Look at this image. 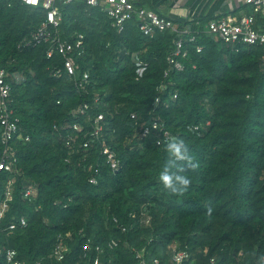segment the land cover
<instances>
[{
    "label": "trees",
    "instance_id": "obj_1",
    "mask_svg": "<svg viewBox=\"0 0 264 264\" xmlns=\"http://www.w3.org/2000/svg\"><path fill=\"white\" fill-rule=\"evenodd\" d=\"M56 5L61 36L68 42L83 36L81 54L72 53L77 66L72 78L59 54L47 57L49 44L18 47L45 22V10L0 0V66L10 75L9 108L19 126L14 171L0 172V201L13 182L0 229L20 217L26 220L25 227L0 233V246L15 250L21 264L46 259L59 236L68 253L51 264H87L96 247L103 250L101 264H136L131 248L169 264L173 244L190 253L185 264H209L211 258L216 264H259L264 256V47L234 52L207 35H195L193 42L183 40V69L164 78L174 34L144 36L135 18L118 32L99 7ZM210 19L182 26L191 24L195 32V23L203 27ZM84 74L88 79L80 88ZM161 84L165 89L159 93ZM156 96L168 107L154 109ZM83 104L87 111L76 114ZM97 114L104 117V141L85 149ZM153 117L170 137L185 141L198 164L185 172L192 183L181 196L170 195L158 180L168 140L157 131L139 137L140 125ZM69 137L71 148L65 145ZM102 147L116 154L117 171L109 169ZM94 175L96 185L88 182ZM29 185L36 195L24 199ZM142 209L149 225L139 223ZM110 240L117 248H107Z\"/></svg>",
    "mask_w": 264,
    "mask_h": 264
},
{
    "label": "built area",
    "instance_id": "obj_2",
    "mask_svg": "<svg viewBox=\"0 0 264 264\" xmlns=\"http://www.w3.org/2000/svg\"><path fill=\"white\" fill-rule=\"evenodd\" d=\"M139 0H21V2L27 6L37 7L41 6L45 10V22L36 31L30 34L26 39H23L18 47H35L42 43L49 44V50L47 57H51L55 52L59 54L63 59V71L72 78L75 75L77 66L72 58V53L80 55L83 48V36L75 35L73 42H68L61 36V14L57 7V3L62 5H69L75 3H84L89 7H99L105 12L107 17L112 21L113 27L116 31L121 32L124 25L132 20L136 19L138 22V29L142 35L151 37L155 32L163 33L169 32L176 36L173 41V49L170 55L166 58L168 68L164 72V78H166L170 71H181L183 65L181 60L186 57V51L183 50V40L193 42L195 35L204 34L209 36L214 42H217L234 52H238L242 47L259 46L264 47V0H244L243 5L248 8V12L245 14H225L211 18L204 24L203 27H199V23H195L198 29L193 32L192 25L186 24L179 26L171 19L161 17L157 13L147 10L144 7L136 6V2ZM193 21V20H191ZM196 53L201 52L200 47L195 48ZM10 75L8 72L0 66V144L2 151L0 155V172L12 173L14 171L13 166L16 162L14 138L19 131L18 121L13 118V111L9 108V95L10 86L8 78ZM86 74L82 76L79 87L83 88V83L87 80ZM165 89L164 84L159 85L156 91L161 93ZM173 99L175 96L172 97ZM163 106L168 107L167 100L162 101L160 96H156L153 102V108ZM88 105L83 104L76 111V114H84ZM135 119V116H131ZM103 114H97L91 124V131L87 134L89 138L83 142V148L87 149L93 142H102L104 125ZM74 130L80 132L81 128L74 126ZM152 131L160 132L161 137L164 140L170 138L167 131L162 128V122L158 117H153L149 124L142 123L139 127V137L146 138ZM27 141V138H25ZM74 142L72 137H69L65 145L69 147ZM160 143L159 141L157 142ZM101 145V143H100ZM71 148V147H69ZM99 153L105 158L106 164L111 171H117L119 167V160L116 154L108 147H102ZM95 175L99 174L98 169H93ZM94 176L89 177L88 182L92 185L97 184V178ZM12 185L13 182L9 181L6 184L3 199L0 201V223L5 217V213L9 208V203L12 201ZM36 190L33 185H29L23 192L24 199H30L35 197ZM150 218L144 209L140 213L139 223L149 225ZM116 223V220L113 219ZM26 226V220L20 217L11 221L4 229H0V233L10 234L16 228H23ZM121 232L125 233L127 229L121 227ZM66 238L70 237V234H66ZM64 237V238H65ZM118 242L110 240L107 243V248L113 250L117 248ZM96 255L93 258H88L87 264H101V255L103 250L99 247L95 248ZM136 260V264H161V260L158 258H147L145 249L137 250L131 248ZM68 253V246L64 243L62 237H58L57 242L51 250V253L46 259H40L35 264H45L46 262L52 263L61 262L65 259ZM169 264H185L190 259V253L186 249H180L176 244L171 245L168 248ZM16 252L10 248H3L0 246V261L4 260L6 264H21L16 258ZM86 264V263H85ZM209 264H216L214 258L209 260Z\"/></svg>",
    "mask_w": 264,
    "mask_h": 264
},
{
    "label": "crops",
    "instance_id": "obj_3",
    "mask_svg": "<svg viewBox=\"0 0 264 264\" xmlns=\"http://www.w3.org/2000/svg\"><path fill=\"white\" fill-rule=\"evenodd\" d=\"M144 8L182 25L185 21L225 14H245L242 0H146ZM178 8L187 9L186 12Z\"/></svg>",
    "mask_w": 264,
    "mask_h": 264
},
{
    "label": "clouds",
    "instance_id": "obj_4",
    "mask_svg": "<svg viewBox=\"0 0 264 264\" xmlns=\"http://www.w3.org/2000/svg\"><path fill=\"white\" fill-rule=\"evenodd\" d=\"M165 150L169 155L159 173L158 180L170 195L181 196L192 183L185 172L197 169L198 164L183 139L170 137ZM259 264H264V256L260 257Z\"/></svg>",
    "mask_w": 264,
    "mask_h": 264
},
{
    "label": "rangeland",
    "instance_id": "obj_5",
    "mask_svg": "<svg viewBox=\"0 0 264 264\" xmlns=\"http://www.w3.org/2000/svg\"><path fill=\"white\" fill-rule=\"evenodd\" d=\"M242 2H244V0H242ZM179 10H183V12H186L187 11V9H185V8H178Z\"/></svg>",
    "mask_w": 264,
    "mask_h": 264
}]
</instances>
